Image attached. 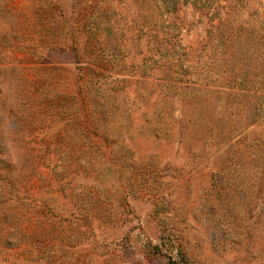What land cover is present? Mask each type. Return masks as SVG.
Listing matches in <instances>:
<instances>
[{"label": "rangeland", "instance_id": "1", "mask_svg": "<svg viewBox=\"0 0 264 264\" xmlns=\"http://www.w3.org/2000/svg\"><path fill=\"white\" fill-rule=\"evenodd\" d=\"M0 264H264V0H0Z\"/></svg>", "mask_w": 264, "mask_h": 264}]
</instances>
